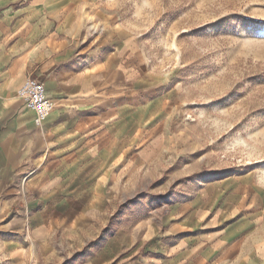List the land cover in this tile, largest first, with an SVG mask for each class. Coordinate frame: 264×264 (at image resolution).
Here are the masks:
<instances>
[{
    "label": "crops",
    "instance_id": "1",
    "mask_svg": "<svg viewBox=\"0 0 264 264\" xmlns=\"http://www.w3.org/2000/svg\"><path fill=\"white\" fill-rule=\"evenodd\" d=\"M81 14L75 0H0V205L18 203L9 223L29 237L87 229L148 165L138 44L92 41ZM29 76L53 102L40 126L16 96ZM169 207L116 230L89 263L264 264V185L252 177L207 182Z\"/></svg>",
    "mask_w": 264,
    "mask_h": 264
},
{
    "label": "rangeland",
    "instance_id": "2",
    "mask_svg": "<svg viewBox=\"0 0 264 264\" xmlns=\"http://www.w3.org/2000/svg\"><path fill=\"white\" fill-rule=\"evenodd\" d=\"M75 5L92 41L138 44L141 95L149 103L141 106L139 147L148 165L132 194L98 209L74 234L29 237L23 225L9 223L18 203L0 205L7 210L0 264H90L116 230L149 212L168 214L170 201L192 197L207 182L247 174L264 185V0ZM15 186L23 195L20 181Z\"/></svg>",
    "mask_w": 264,
    "mask_h": 264
},
{
    "label": "built area",
    "instance_id": "3",
    "mask_svg": "<svg viewBox=\"0 0 264 264\" xmlns=\"http://www.w3.org/2000/svg\"><path fill=\"white\" fill-rule=\"evenodd\" d=\"M16 96L34 113L35 126H40L53 108V102L47 97L44 84L31 76L25 79L16 91Z\"/></svg>",
    "mask_w": 264,
    "mask_h": 264
}]
</instances>
